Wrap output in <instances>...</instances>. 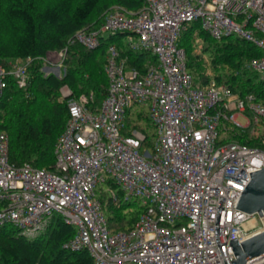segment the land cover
<instances>
[{
	"label": "built area",
	"instance_id": "obj_1",
	"mask_svg": "<svg viewBox=\"0 0 264 264\" xmlns=\"http://www.w3.org/2000/svg\"><path fill=\"white\" fill-rule=\"evenodd\" d=\"M142 2L136 10L113 5L100 24L73 35L94 48L103 34L121 32L129 48L152 57L143 69L129 66L116 43L109 44L107 94L98 107L88 105L91 93L75 97L68 85L63 88L70 116L56 143L54 170L11 162L8 134L0 132V227L13 223L35 237L59 214L75 227L65 246L87 248L92 264H232L229 240L240 242L264 228V216L236 207L250 171L264 166V148L234 136L264 145V104L215 81L193 86L177 39L199 19L215 38L236 33L264 51V36L256 33L264 32V0ZM31 60L13 61L10 69L0 60V98L8 74L27 84ZM248 64L264 78V53ZM148 101L156 135L151 152L140 150L144 133H128L124 123L128 106ZM107 177L123 198L144 205L130 229L107 226L95 190ZM108 192L119 201L115 189L108 186ZM245 264H264V252Z\"/></svg>",
	"mask_w": 264,
	"mask_h": 264
},
{
	"label": "trees",
	"instance_id": "obj_2",
	"mask_svg": "<svg viewBox=\"0 0 264 264\" xmlns=\"http://www.w3.org/2000/svg\"><path fill=\"white\" fill-rule=\"evenodd\" d=\"M113 4L136 10L143 2L0 0L2 64L10 69L13 61L32 58L26 66L27 84L20 86L18 78L8 74L7 86L0 98V132L8 134L11 162L17 165L31 162L35 166L55 169L56 143L70 116L69 98L63 96L61 89L68 85L75 97L91 93L93 97L88 105L100 106L107 94L105 64L109 44L116 43L122 56L126 55L129 66L143 69L146 58L152 57L148 52L126 47L120 40L124 35L121 32L103 34L101 42L94 48L74 40L77 30L100 24ZM256 33L264 36V32ZM177 44L185 51L186 68L198 87H206L215 81L226 84L241 98L251 96L264 104V78L248 64L251 58L264 53L254 42L236 33L215 38L196 19L180 31ZM60 51H64V56L59 55ZM51 61L63 62L61 77L43 71L44 64ZM128 123L125 125L131 124L144 133L140 146L144 151L149 144L146 133L141 126ZM125 131L128 132L127 126ZM234 136L241 143L264 148L244 135ZM105 183L115 189L120 198L117 202L112 201L98 186L102 208L109 213L107 226L114 231L132 228L144 205L136 197L123 198L122 189L110 177ZM74 233L75 227L59 214H55L46 230L35 237H27L15 224L6 223L0 227V264H92L87 248L65 246Z\"/></svg>",
	"mask_w": 264,
	"mask_h": 264
},
{
	"label": "water",
	"instance_id": "obj_3",
	"mask_svg": "<svg viewBox=\"0 0 264 264\" xmlns=\"http://www.w3.org/2000/svg\"><path fill=\"white\" fill-rule=\"evenodd\" d=\"M59 73V68H58ZM236 207L249 213L256 212L264 216V166L250 171V180L242 190ZM235 258L232 264H245V262L264 252V228L249 235L238 242L236 237L229 240Z\"/></svg>",
	"mask_w": 264,
	"mask_h": 264
},
{
	"label": "rangeland",
	"instance_id": "obj_4",
	"mask_svg": "<svg viewBox=\"0 0 264 264\" xmlns=\"http://www.w3.org/2000/svg\"><path fill=\"white\" fill-rule=\"evenodd\" d=\"M113 5H118V4H113ZM113 5H111V6H113ZM120 40L122 41V43L126 47H130V43H129L127 35L121 36ZM133 41H137V38L135 36L133 37ZM58 63L59 64H57L56 62H54V63L49 62V63L44 64L43 71L45 72V74L55 73L57 76L61 77L63 75V72H64L63 62L60 61ZM48 66H50V67H48ZM58 68H59V73H58ZM193 86H197V84L193 83ZM64 87H65V85L62 87L61 90H63ZM62 94H63V91H62ZM63 96H65V95L63 94ZM237 120L240 122H244L243 117H241V116H238ZM128 121H130V123H135V124L142 127L143 131L147 135V141L149 143L145 149H147L149 152H151L152 151L151 145H152V142L154 141L156 135H155L154 123L149 116V101L147 103H135L131 106H128L126 108L125 113H124V123L129 124ZM126 126L128 129V132H131L133 129L132 125L130 124V125H126ZM98 186H101L105 190V192L109 194L108 186L105 182H100L98 184ZM98 186L96 187L95 190H96V195L98 197H100V193H98L99 192ZM104 212H105V210H104ZM105 215L107 217L109 215V213L105 212Z\"/></svg>",
	"mask_w": 264,
	"mask_h": 264
}]
</instances>
